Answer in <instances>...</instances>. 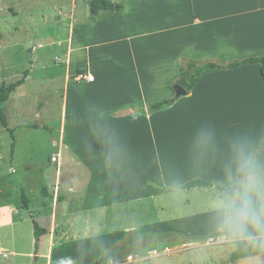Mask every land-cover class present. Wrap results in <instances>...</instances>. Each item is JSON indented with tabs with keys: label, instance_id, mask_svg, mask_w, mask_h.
Segmentation results:
<instances>
[{
	"label": "crops",
	"instance_id": "crops-1",
	"mask_svg": "<svg viewBox=\"0 0 264 264\" xmlns=\"http://www.w3.org/2000/svg\"><path fill=\"white\" fill-rule=\"evenodd\" d=\"M138 1H153L150 15L148 10L143 13L147 5L142 10L137 1L132 6L126 3L123 11L105 14L111 18L122 13L128 22L122 30L94 38L93 48L99 49L94 64L81 57L92 46L79 44L75 25L72 27L76 54L73 61L64 52L68 64L62 83L65 73L79 66L86 70L76 71L73 81L80 73L89 74L93 81H68L61 86L59 110L66 122L62 121L58 152L50 157L56 156L53 163L58 166L60 184L54 189V199L52 195V201L47 200L46 191L37 205L28 194V202L18 204L14 196L9 202L4 200V191H0L1 206L8 211L7 216L10 213L2 225L8 232L5 239L14 245L30 231L24 225L29 220L24 219L23 211L45 230L37 242L32 238L37 245L35 260L41 264H93L109 252L114 253L110 264H122L115 261L116 250L127 235L164 231L162 222L148 224L147 215L157 214L159 207L147 201H155L167 190L163 192L145 182L176 188L201 179L212 188L224 180V164L233 141L243 139L256 152L262 145L264 122L261 130V125L250 123L255 117L239 121L231 109V104L240 102L244 114L248 112L244 103L255 106L264 101V80L258 63L208 69L193 89L176 98L171 106L153 113L147 110L174 97L171 85L181 73V61L226 64L264 57V0ZM102 11L91 14L93 20L100 18ZM31 75H27V82ZM219 102L230 104L222 119L213 110ZM259 111L258 117L264 115L263 108ZM231 114L248 131L233 125L222 131L201 127V117L220 126ZM263 117H259L258 124ZM89 135L91 143L84 148L81 138ZM163 176H167L165 183ZM204 212L215 215L209 209ZM211 232H219L220 244L229 243L218 228ZM28 237L31 239V235ZM4 238H0V246H8Z\"/></svg>",
	"mask_w": 264,
	"mask_h": 264
},
{
	"label": "rangeland",
	"instance_id": "rangeland-1",
	"mask_svg": "<svg viewBox=\"0 0 264 264\" xmlns=\"http://www.w3.org/2000/svg\"><path fill=\"white\" fill-rule=\"evenodd\" d=\"M101 1L0 0V83L17 80L25 71L29 72L28 75H33H31L32 79L27 82V78L25 84L16 88L11 98L2 104L8 126L15 131L12 138L0 127V176L5 177L0 178V191L6 192L3 194L4 200H9L7 195L14 196L18 204H21L24 201L22 196L28 194L37 205L38 201L44 198V192H48L49 196L46 199L49 201H52V195L54 199L57 192V189L56 191L54 189L59 184L56 176L58 166L50 160V157L58 152L57 143L62 134V121L66 122L59 110V93L61 86L67 85L68 81H76L72 78L76 71L86 70L84 66H79L72 73H65L62 83V73L68 64L67 58L63 56L64 52L69 53L73 61L76 54L72 27L75 25V38L79 44L92 46L90 50L82 52L81 57L94 64L99 57L96 53L99 49L93 48L94 38L98 35H111L112 30H122L123 25L128 22L122 13L111 18L104 17L105 14L123 11L126 3L132 6L136 1L142 10L147 5L143 13L154 5L153 1L145 4L138 0H104L109 4V10L102 11L103 15L100 13V18L93 20L90 5L94 2L98 6ZM171 89L174 90L172 87ZM258 99H261L260 96ZM263 103L264 101L258 102L259 106L244 103L248 108V112L244 114L240 102L231 104V109L233 108L232 110L237 113L236 117L239 121L245 122L247 117H255L250 119L251 125H261L262 130L264 115L259 116L263 117L260 124L257 120L259 110L263 108L264 111ZM229 106L230 104L219 102L213 110H217L219 119H222ZM201 118L203 119L201 127L204 128L211 127L222 131L225 127L233 125L237 130L248 131L240 122L234 121L233 114L229 119L226 116L225 123L220 126ZM84 137L81 138L84 141L82 145L87 148L86 144L91 143L90 135ZM165 177L163 176L162 180L164 183ZM174 177L176 176H173L172 180H176ZM221 185L191 190L169 188L166 183L158 185L161 191L167 190V192L158 196L155 201H147V204L153 203L159 207L157 214L147 215V222L148 224L162 222L163 233L160 231L156 234L144 235L130 233L116 250V263L255 264L257 255L255 250L245 246L243 257L232 261L231 255L235 251V246L232 243L220 244L219 232L214 233L216 234L214 236L212 232L209 233L210 230L217 229L215 215L211 217L203 214L208 209L214 212ZM1 205L0 202V238H4L8 232L2 229V225L9 220L10 213L7 216L8 211ZM23 216L24 219L29 220L24 225L29 227L30 231L14 245L9 239L4 238L10 247L0 246V249L7 251V253L5 251L6 258L0 257V264H41L40 261L35 260L37 245L33 243V222L27 211H23ZM165 222L169 223L165 225ZM174 232H178L179 235L172 234ZM28 235H31V239ZM211 238L216 244L206 245ZM28 254L34 256L29 257ZM128 254L130 258H127ZM139 259L143 260L138 261Z\"/></svg>",
	"mask_w": 264,
	"mask_h": 264
},
{
	"label": "clouds",
	"instance_id": "clouds-1",
	"mask_svg": "<svg viewBox=\"0 0 264 264\" xmlns=\"http://www.w3.org/2000/svg\"><path fill=\"white\" fill-rule=\"evenodd\" d=\"M229 152L214 209L216 226L229 243L255 250V264H264V157L243 139L233 141Z\"/></svg>",
	"mask_w": 264,
	"mask_h": 264
},
{
	"label": "trees",
	"instance_id": "trees-1",
	"mask_svg": "<svg viewBox=\"0 0 264 264\" xmlns=\"http://www.w3.org/2000/svg\"><path fill=\"white\" fill-rule=\"evenodd\" d=\"M109 8H110L109 4L104 0H102L98 6H96L94 2H92L90 5V11L93 15L97 14L99 11H102V10L107 11V10H109ZM256 63L260 64V75H261L262 79L264 80V57L251 58V59L243 60L240 62H229L226 64L225 63H218V62H211V61L210 62L195 63V62L184 60V61L180 62L181 73H180L179 77L172 82L171 87L174 88L175 86H180L183 89H185L187 91V93H189L193 89L195 84L197 83V81H198L199 77L202 75V73L208 69L226 70V69H234V68L239 67L241 65L256 64ZM27 75H28V71H25L22 74V77L17 79V80H13L9 83H0V127L4 131L8 132L11 136L13 134V130L8 127L7 118H6V116L2 110V104L7 102L11 98V95L16 90V88H18L24 84ZM176 100L177 99L173 97V98H170L168 100L155 103V104L149 106L147 112L153 113V112L159 111L161 109H164L166 107H169ZM256 154H257V156L264 157V140L262 142L261 147L256 152ZM145 183L151 187H155V188L159 189V187L153 183H149V182H145ZM208 186H210L209 183H207L201 179H194V180H191V181L183 184L182 186H180L178 188L182 189V190H191L194 188H203V187H208ZM22 195H23V193H22ZM7 197H8L7 199L11 198V196H9V195H7ZM22 200H24V201H22L23 203L28 202L26 196H24V195L22 196ZM9 201H11V200L9 199L7 202H9ZM14 203L15 202L12 200V204H14ZM33 226H34V238L37 242L39 237H41L43 234H45V230L41 229L35 222H33ZM220 234H221V236H224L222 233H220ZM214 235H216V234H213L212 236H214ZM234 246H235V251L231 255L232 261H235L239 258H242L243 257V251L245 248V245L243 243L238 244V245H234ZM112 259H114V253L109 252V253L105 254L104 256H102L101 258H99L98 260H96L93 264H110Z\"/></svg>",
	"mask_w": 264,
	"mask_h": 264
},
{
	"label": "built area",
	"instance_id": "built-area-1",
	"mask_svg": "<svg viewBox=\"0 0 264 264\" xmlns=\"http://www.w3.org/2000/svg\"><path fill=\"white\" fill-rule=\"evenodd\" d=\"M74 79L76 81H78V82H80V81L92 82L93 81V78L91 76H89V74H86V73L77 74ZM51 161L52 162H56L57 161L56 156H53L51 158ZM213 243H215V240L213 238H211L209 240V242L206 243V245L213 244ZM0 257L6 258L7 257V254L4 251L0 250Z\"/></svg>",
	"mask_w": 264,
	"mask_h": 264
},
{
	"label": "water",
	"instance_id": "water-1",
	"mask_svg": "<svg viewBox=\"0 0 264 264\" xmlns=\"http://www.w3.org/2000/svg\"><path fill=\"white\" fill-rule=\"evenodd\" d=\"M173 92H174V97L177 99L187 94V91L180 86H175Z\"/></svg>",
	"mask_w": 264,
	"mask_h": 264
}]
</instances>
